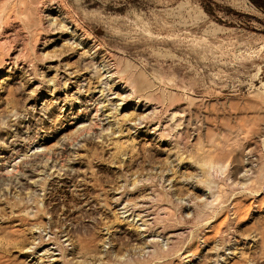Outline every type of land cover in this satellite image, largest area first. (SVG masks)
Here are the masks:
<instances>
[{
  "label": "rangeland",
  "instance_id": "1",
  "mask_svg": "<svg viewBox=\"0 0 264 264\" xmlns=\"http://www.w3.org/2000/svg\"><path fill=\"white\" fill-rule=\"evenodd\" d=\"M0 264H264V6L0 0Z\"/></svg>",
  "mask_w": 264,
  "mask_h": 264
},
{
  "label": "trees",
  "instance_id": "2",
  "mask_svg": "<svg viewBox=\"0 0 264 264\" xmlns=\"http://www.w3.org/2000/svg\"><path fill=\"white\" fill-rule=\"evenodd\" d=\"M255 4H257L260 7L264 6V0H252Z\"/></svg>",
  "mask_w": 264,
  "mask_h": 264
},
{
  "label": "bare ground",
  "instance_id": "3",
  "mask_svg": "<svg viewBox=\"0 0 264 264\" xmlns=\"http://www.w3.org/2000/svg\"><path fill=\"white\" fill-rule=\"evenodd\" d=\"M97 112H98V110H97ZM173 235V234H172Z\"/></svg>",
  "mask_w": 264,
  "mask_h": 264
}]
</instances>
